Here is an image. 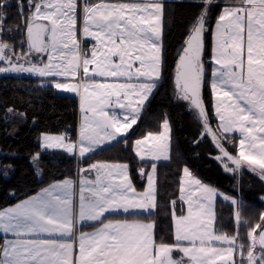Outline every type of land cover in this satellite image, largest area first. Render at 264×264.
Instances as JSON below:
<instances>
[{
  "label": "crops",
  "instance_id": "crops-1",
  "mask_svg": "<svg viewBox=\"0 0 264 264\" xmlns=\"http://www.w3.org/2000/svg\"><path fill=\"white\" fill-rule=\"evenodd\" d=\"M49 1L44 10L52 9L54 0ZM174 1L60 0L57 20L38 16L56 26L57 37L39 77L58 93L78 97L80 107L77 139L64 141L63 133L46 132L40 137L43 150H63L80 162L103 148L94 141L111 127L99 117L95 99L85 104L84 88L91 95L98 84L109 91L142 93L156 87L163 73L165 3ZM212 36L211 88L219 125L227 134L240 135L242 159L264 161V0L224 5ZM76 89L80 94L72 92ZM137 119H127L116 135L126 136ZM135 146L139 159L149 161ZM109 163H81L74 176L1 208L0 264H159L166 244L156 242L152 220L109 216L154 212L157 193L152 198L133 181H98L112 168ZM0 171L10 177L14 169L0 166Z\"/></svg>",
  "mask_w": 264,
  "mask_h": 264
},
{
  "label": "trees",
  "instance_id": "trees-1",
  "mask_svg": "<svg viewBox=\"0 0 264 264\" xmlns=\"http://www.w3.org/2000/svg\"><path fill=\"white\" fill-rule=\"evenodd\" d=\"M1 1V0H0ZM245 0H178L165 3L163 73L148 100L138 122L117 143L103 147L80 163L92 161H127L131 177L137 188L143 190L152 161L139 159L133 145L137 138L148 132H158L165 119L172 125L171 159L159 161L157 167V199L154 212L146 214H114L112 218L145 219L155 223L157 243L176 244L173 206L180 216L185 205L180 199L181 177L186 166L204 182L215 185L240 199L241 220L236 221V208L230 202L218 198L216 205V229L219 232L237 234L246 245L249 233L264 227V171L240 164L241 147L238 133L222 131L214 111L212 78L213 26L226 4ZM209 2V3H208ZM22 11H26L22 6ZM207 13L205 36V74L202 84L203 118L189 108L186 100L178 98L176 87L177 62L184 50L191 27ZM22 14L18 8L8 9L10 18ZM23 30V27L21 28ZM42 77H4L0 92V166H12V176L0 171V209L37 192L50 182L74 176L78 159L63 150H43L40 137L43 133H67L72 140L78 137L79 99L61 94L49 84L41 83ZM21 115L23 125H17V133L10 136L11 114ZM206 117V118H205ZM207 119L210 133L204 131ZM219 152L236 165L229 171L217 158ZM38 162V168L35 165ZM252 164V165H251ZM141 166H146L144 174ZM2 237L0 236V244Z\"/></svg>",
  "mask_w": 264,
  "mask_h": 264
},
{
  "label": "rangeland",
  "instance_id": "rangeland-1",
  "mask_svg": "<svg viewBox=\"0 0 264 264\" xmlns=\"http://www.w3.org/2000/svg\"><path fill=\"white\" fill-rule=\"evenodd\" d=\"M59 1L60 0H54L52 9L44 10L42 6L45 4L49 7L50 1L39 0L33 10L34 15L47 16L53 20H57L59 4L56 5L55 3H58ZM207 13L208 12H205L203 16L198 18L192 25L191 34L184 47L185 50L187 45H191L194 53L199 58V66L201 72H203L202 83L205 74L204 58L205 36L208 29ZM42 72L43 65H23L10 69L8 74L15 76L39 77ZM44 81L45 80L41 83H45ZM176 87L178 89V98L186 100L189 104V108L192 109L200 119H202L203 114L191 101L190 96L183 90L178 78L176 80ZM155 88L156 87L151 85L148 91L145 92L144 90L143 93L139 91H125L122 89L118 91H109L104 86L98 84L96 91L91 95H88L86 88H84L83 99L85 104L87 106L91 105L92 99H95L97 102L96 106L99 108V117L107 126L111 127V130H103L102 128L103 131L101 130L102 132L100 134L101 139H96L94 141L95 147H105L108 146V144H112L115 140H122L125 136L123 137L122 134L119 135V133L116 135L115 129L119 128L118 130H123L126 126L125 123L127 119H133L136 117V119L138 118V122L143 109L152 96ZM80 89L82 92L83 86H81L79 90ZM59 90L64 92L62 89ZM72 92H76L77 95L80 94L78 93V89L75 91L73 90ZM85 120L87 119L85 118ZM19 123H23L22 118L15 113L11 114L9 119V124H11L10 135L14 133L16 129L15 127H17ZM204 123V131L210 133V122L205 119ZM87 131L88 130L85 132V141H87ZM56 135L58 134L55 133L52 137H56ZM60 136L64 141H72L71 138H66L67 135L65 133ZM171 143L172 125L169 119L163 121L160 131L148 132L143 137L137 138L134 141L133 146H135L138 155L143 159L153 162L148 170L144 188L145 192L149 193L152 198H155V194L157 193L156 163L171 159ZM56 144H58V142L52 143V146H57ZM70 145L74 146L73 142ZM217 158L221 160L229 171H235L237 168L241 167V165H236L232 160L228 159L223 152H219ZM105 162H111L107 165L112 166V168L103 172L105 176L103 178L99 177L98 181H107L106 179L108 178H111V181L114 182L119 179L124 182L133 181L130 172V165L127 161ZM249 162L254 164V166H251L253 169L264 171V161L256 160L251 156L246 157V160L244 158L240 159V164H248V166H250ZM144 167L146 168V166ZM182 176L181 180L183 181V186L180 192V199L185 205V213L182 216L178 215L176 213V205L173 206L174 226L177 229L176 231H178V234L175 232L177 243H161L166 244V246L164 250H162L163 252L161 255H159V264H264V227L259 231L252 230L249 233L247 239L248 242L245 246L240 242L238 233L228 234L225 232H219L216 229V205L218 198L224 199L235 205L236 221L238 225L241 220L239 209L240 199L213 184L204 182L192 172V169L189 166L185 167ZM97 187V189H99L103 186L97 184ZM82 195H84V186H82ZM153 224L155 226L154 221Z\"/></svg>",
  "mask_w": 264,
  "mask_h": 264
},
{
  "label": "flooded vegetation",
  "instance_id": "flooded-vegetation-1",
  "mask_svg": "<svg viewBox=\"0 0 264 264\" xmlns=\"http://www.w3.org/2000/svg\"><path fill=\"white\" fill-rule=\"evenodd\" d=\"M38 1H0V92L3 79L9 76L10 69L23 65H44L46 62L48 52L45 53V47L49 43L53 27L47 19L34 15L33 10ZM22 6L26 11H22ZM11 8H18L22 14L11 19L8 14V9ZM29 25L30 32H28Z\"/></svg>",
  "mask_w": 264,
  "mask_h": 264
},
{
  "label": "water",
  "instance_id": "water-1",
  "mask_svg": "<svg viewBox=\"0 0 264 264\" xmlns=\"http://www.w3.org/2000/svg\"><path fill=\"white\" fill-rule=\"evenodd\" d=\"M37 20L42 21L41 19ZM51 25L53 30L49 43L45 47L46 54L57 40L55 34L56 27L52 23ZM30 30L31 27L29 25L28 32H30ZM176 74L181 82L183 90L190 96L191 101L198 107L201 113H204L205 110L202 101V74L199 66V58L194 53L191 45H187V48L181 53L177 62Z\"/></svg>",
  "mask_w": 264,
  "mask_h": 264
}]
</instances>
